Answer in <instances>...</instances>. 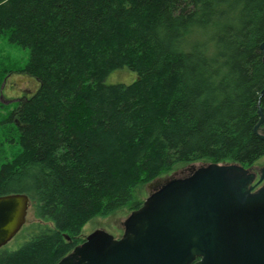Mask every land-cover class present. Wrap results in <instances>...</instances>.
<instances>
[{
	"label": "trees",
	"instance_id": "16d2710c",
	"mask_svg": "<svg viewBox=\"0 0 264 264\" xmlns=\"http://www.w3.org/2000/svg\"><path fill=\"white\" fill-rule=\"evenodd\" d=\"M0 36L39 85L0 116V196L41 221L0 264H58L178 164L264 156V0H0ZM125 69L137 79L107 84Z\"/></svg>",
	"mask_w": 264,
	"mask_h": 264
},
{
	"label": "water",
	"instance_id": "95a60500",
	"mask_svg": "<svg viewBox=\"0 0 264 264\" xmlns=\"http://www.w3.org/2000/svg\"><path fill=\"white\" fill-rule=\"evenodd\" d=\"M258 115L254 132L264 140L260 108ZM250 171L236 163L192 166L157 184L123 222L121 238L98 229L58 264H264V191L236 195ZM30 206L23 193L0 196V249L22 230Z\"/></svg>",
	"mask_w": 264,
	"mask_h": 264
},
{
	"label": "rangeland",
	"instance_id": "374dc122",
	"mask_svg": "<svg viewBox=\"0 0 264 264\" xmlns=\"http://www.w3.org/2000/svg\"><path fill=\"white\" fill-rule=\"evenodd\" d=\"M29 53L26 50L21 49L19 46L10 43L7 39L0 36V116H4L16 105L17 101L23 98L25 95L29 96L35 92L38 88V82L34 79L22 74L21 70L27 63ZM137 79V75L133 72L125 70L116 71L111 74L107 79V84H129ZM1 135V134H0ZM10 136V135H9ZM3 138V135L0 136ZM4 139V138H3ZM3 147V146H2ZM4 157L9 158L19 152V148H12L7 144H4ZM211 163L210 161H197L193 163H181L176 165L171 171L166 172L154 181L144 184L137 190L138 197L145 201L150 193L158 188V183L162 182L173 176H185L189 173L192 166L200 167ZM221 164H233V163H221ZM264 167V156L257 160L250 167L245 169H251L254 173V180L259 181L263 174L261 169ZM262 181V179H261ZM131 214L128 208H122L107 217H97L82 227L81 237L85 239L96 230H105L116 239L120 238L124 233L123 222ZM39 221L35 217L34 208L31 206L28 210L26 224L22 228L21 232L4 248L15 251L19 248V238L22 235L24 228H29L33 224H38ZM21 234V235H20Z\"/></svg>",
	"mask_w": 264,
	"mask_h": 264
},
{
	"label": "flooded vegetation",
	"instance_id": "af4514ba",
	"mask_svg": "<svg viewBox=\"0 0 264 264\" xmlns=\"http://www.w3.org/2000/svg\"><path fill=\"white\" fill-rule=\"evenodd\" d=\"M242 186L238 187L236 195L243 199H252L255 195L261 194L264 191V178L255 181L254 180V173L251 170L248 174L241 177ZM122 237V236H121ZM120 237V238H121ZM119 239V238H118ZM197 259L196 261H198Z\"/></svg>",
	"mask_w": 264,
	"mask_h": 264
}]
</instances>
